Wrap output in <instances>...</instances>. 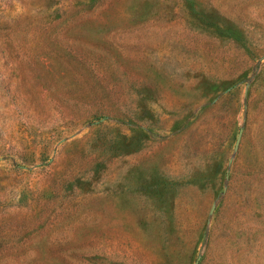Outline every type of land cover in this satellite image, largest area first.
<instances>
[{"label": "rangeland", "instance_id": "374dc122", "mask_svg": "<svg viewBox=\"0 0 264 264\" xmlns=\"http://www.w3.org/2000/svg\"><path fill=\"white\" fill-rule=\"evenodd\" d=\"M0 264H264V0H0Z\"/></svg>", "mask_w": 264, "mask_h": 264}]
</instances>
